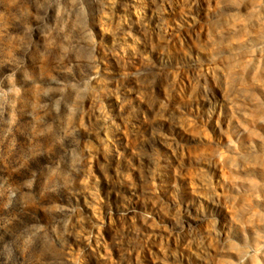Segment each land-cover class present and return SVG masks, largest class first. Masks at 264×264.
Returning <instances> with one entry per match:
<instances>
[{
    "label": "rangeland",
    "instance_id": "obj_1",
    "mask_svg": "<svg viewBox=\"0 0 264 264\" xmlns=\"http://www.w3.org/2000/svg\"><path fill=\"white\" fill-rule=\"evenodd\" d=\"M0 264H264V0H0Z\"/></svg>",
    "mask_w": 264,
    "mask_h": 264
}]
</instances>
